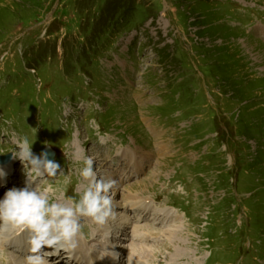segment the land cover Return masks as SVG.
Wrapping results in <instances>:
<instances>
[{"label":"rangeland","instance_id":"1","mask_svg":"<svg viewBox=\"0 0 264 264\" xmlns=\"http://www.w3.org/2000/svg\"><path fill=\"white\" fill-rule=\"evenodd\" d=\"M21 136L57 153L51 201L82 195L85 157L116 181L107 234L77 237L96 264H264V0H0V198Z\"/></svg>","mask_w":264,"mask_h":264},{"label":"clouds","instance_id":"2","mask_svg":"<svg viewBox=\"0 0 264 264\" xmlns=\"http://www.w3.org/2000/svg\"><path fill=\"white\" fill-rule=\"evenodd\" d=\"M33 144L27 136H21L9 151L11 159L22 164L26 180L23 187L9 188L0 198V228L10 225L28 232L33 254L26 257V264H47L40 254L45 247L76 248L82 218L104 226L115 216L111 190L116 181L98 176L93 159L85 157L79 170L80 177L87 182L82 195L78 199L51 201L49 194L54 188L47 178L64 174L60 163L49 159V151L35 154ZM6 177L0 166V181H6ZM37 180L45 181V186H36Z\"/></svg>","mask_w":264,"mask_h":264},{"label":"bare ground","instance_id":"3","mask_svg":"<svg viewBox=\"0 0 264 264\" xmlns=\"http://www.w3.org/2000/svg\"><path fill=\"white\" fill-rule=\"evenodd\" d=\"M75 142V141H74ZM106 142L105 140H101V145H105ZM12 167L13 169V166L10 165V168ZM5 168V167H3ZM9 166H6V169L5 172L7 173V177H9V179L11 177H13L12 173L11 172H8V169ZM102 177V175H101ZM111 179V177H110ZM11 180V179H10ZM5 181H0V183L4 184L5 186H12L13 185V181L11 182H8V183H4ZM86 182V181H85ZM139 185V184H138ZM114 188H116L114 186ZM7 190H5L3 192V194L6 192ZM117 192V191H116ZM137 197H139L138 194H135L133 195L132 197H130L129 199H127L128 202H131V201H136L137 200ZM115 202H113L114 204ZM143 204V203H142ZM134 206V205H133ZM136 207L142 209L143 211H147L148 210V206L146 204H143V205H135ZM155 211V210H154ZM157 215H159L158 213H156ZM163 217L166 219L168 216H169V213H163L162 214ZM117 216V215H116ZM161 216V215H160ZM115 217V216H114ZM120 218V217H119ZM118 218V219H119ZM173 217L171 216V219ZM110 222V221H108ZM111 223V222H110ZM118 224H120L118 222ZM111 225V224H110ZM117 225V223H116ZM107 226V225H106ZM106 226H101L102 229L105 231V234H107L106 230L109 228H107ZM115 226V225H114ZM119 226V225H118ZM122 226V225H121ZM99 228V227H98ZM124 228V227H123ZM8 229V226L6 227H2L0 228V243L2 245H0V251L1 250H4L6 247H5V240H7V237H10L12 236L13 238H9L10 239V242H11V245H13L14 243H17L19 242V247H18V250L20 252H22V254L20 253V255H14L13 254V264H26V257L29 256V255H32L33 253L31 252V246H30V243H29V233L26 232V231H22L20 228L16 229V230H13V231H7ZM125 229V228H124ZM121 231V230H120ZM119 231V232H120ZM15 233L14 235L12 233ZM116 232V231H115ZM102 233V232H101ZM121 233V232H120ZM134 233V232H133ZM174 233V232H172ZM104 234V233H103ZM130 237V235H128ZM168 236V235H167ZM131 239V238H130ZM127 240V239H126ZM145 239H142V241H144ZM130 241V240H129ZM140 241V240H139ZM177 242V241H176ZM175 243V242H173ZM121 245V244H120ZM5 247V248H4ZM88 246H86L85 244H80L78 243L76 248L73 249V255H72V259L73 261H75L76 264H96L97 261L95 260V257L94 256H90V257H86L85 254H83L84 250L87 248ZM101 247V246H100ZM110 247H112L110 245ZM8 248V247H7ZM61 249H64V248H60L59 249V254L61 256ZM106 249V248H105ZM129 249L130 251H132V253L130 254V258H132L131 260H134L135 258H138V257H142V258H148L149 255L146 253V251L143 249L142 245L141 244H130L129 246ZM128 249V250H129ZM129 251V252H130ZM85 253V252H84ZM104 253V252H103ZM152 253V252H151ZM108 254V253H107ZM63 255V254H62ZM110 255L113 256H116L115 253H110ZM106 256L105 259L102 258L100 261H102L103 263L102 264H110L111 263V260H112V263L113 264L115 261H120L121 258H119V260H113V258L111 256ZM59 257V256H58ZM111 257V258H110ZM60 258V257H59ZM152 259V257H151ZM114 261V262H113ZM174 261V260H173ZM192 261V260H191ZM74 263V264H75ZM118 263V262H117ZM47 264H51L49 262H47ZM116 264V263H115Z\"/></svg>","mask_w":264,"mask_h":264},{"label":"water","instance_id":"4","mask_svg":"<svg viewBox=\"0 0 264 264\" xmlns=\"http://www.w3.org/2000/svg\"><path fill=\"white\" fill-rule=\"evenodd\" d=\"M46 150L49 151L48 149H46ZM49 153H50L49 159H53L54 158L53 153H51L50 151H49Z\"/></svg>","mask_w":264,"mask_h":264}]
</instances>
